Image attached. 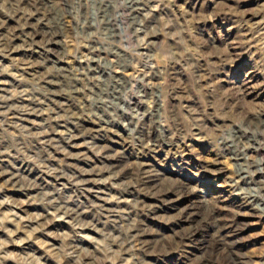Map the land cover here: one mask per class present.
Here are the masks:
<instances>
[{
    "label": "rangeland",
    "instance_id": "obj_1",
    "mask_svg": "<svg viewBox=\"0 0 264 264\" xmlns=\"http://www.w3.org/2000/svg\"><path fill=\"white\" fill-rule=\"evenodd\" d=\"M13 1L50 32L0 36V264H264V0Z\"/></svg>",
    "mask_w": 264,
    "mask_h": 264
},
{
    "label": "bare ground",
    "instance_id": "obj_2",
    "mask_svg": "<svg viewBox=\"0 0 264 264\" xmlns=\"http://www.w3.org/2000/svg\"><path fill=\"white\" fill-rule=\"evenodd\" d=\"M0 2H2L3 3V5H2V3H0V9L2 8V7H5V11H4V13L7 15V19L8 18H10V19H13V16H14V14L17 16L18 15V18L20 19V18H22V20L24 21V26H21V28H19V29H17L16 30V32H21L22 33V36H20L21 38V44H18V46H15V47H13V44H12V41H13V39H11V36L10 35H14V32H12V33H10L7 29H6V31H2L3 30V22H1L0 21V36L3 38V42H2V45H4L3 47H4V49H6V51H8V52H10L11 54H15V50L16 49H18V48H20V53H22L23 51H25L26 49H28L27 47H29V46H33V45H35V48L37 49V50H35V51H32L31 52V54H38V53H40V49L42 48L41 46H39L38 44H37V42L35 41V36H30V34L32 33V30H33V28H35V26H37L38 27V25H36V13H33V14H30V16L29 15H27V16H25V18H24V16H22V11L23 10H19L17 7H16V2H14L13 0H0ZM128 3H130V1L128 2ZM49 4V6L51 7V10H52V12L53 13H55V14H59V15H61L62 13H61V10L58 8V9H56L57 7L53 4V2L51 1V0H47L46 2H45V5H48ZM131 4V3H130ZM2 6V7H1ZM106 7L108 8V12H109V15H108V21H109V23H110V25H111V27H112V29H113V32H114V37L115 38H117V39H119L120 37H121V35H122V33H123V31L125 30V25H124V30H123V28H119V24H118V18L117 19H115V18H109V16H110V13H111V11H112V8H111V4L110 3H106ZM129 7H133V3L129 6ZM111 8V9H110ZM128 9H130V8H128ZM9 13H8V12ZM20 11V13L18 14V12ZM130 11V10H129ZM133 11H134V9H133ZM11 12H14V14H11ZM121 15V14H120ZM120 15L118 16L120 19H121V17H120ZM134 17V16H133ZM47 21H48V19H46L45 20V22L43 23V21H41V24H40V27H38L39 28V30L41 31V33L42 34H47V33H49L50 32V30H48V27H47ZM130 26V25H129ZM34 31H36V30H34ZM53 31V30H52ZM37 33V32H36ZM40 33V34H41ZM33 34V33H32ZM61 35H63V34H57L54 38H52V39H49L48 40V43H49V45H52V44H56L57 45V43L59 42V40H58V38L61 36ZM8 36H10V38L8 37ZM0 37V38H1ZM119 37V38H118ZM36 43V44H35ZM30 67V66H29ZM1 69V68H0ZM3 70H4V68H2ZM11 72L10 71H8L7 69L6 70H4V72L1 70L0 71V91H6L7 89L6 88H4V85L6 84V82H5V80H4V77H9V76H11ZM14 74V73H13ZM16 74V73H15ZM13 76V75H12ZM9 91V90H8ZM0 97H2V95H0ZM54 98H55V96H53ZM7 100V99H6ZM24 101H28V102H31L30 100H27V99H23ZM23 100H22V102H23ZM35 100V99H34ZM1 102H3V104H9V103H7V101H3V100H0ZM36 102V101H35ZM34 102V103H35ZM32 103V102H31ZM33 103V104H34ZM38 103V102H37ZM22 104V103H21ZM26 104L27 103H25V104H23L24 106H26ZM30 104V103H29ZM32 105V104H31ZM38 105V104H37ZM36 104H35V106H37ZM34 106V105H33ZM28 107V106H27ZM26 107V108H27ZM26 108H22L21 110L22 111H27L28 109H26ZM33 109V108H32ZM28 114L30 113V112H27ZM260 118H262V114H261V112L260 113H258L257 115H255L254 116V119L255 120H257V121H259V122H261V120H260ZM81 123V122H80ZM88 127H86V128H83V129H87ZM91 129V128H90ZM73 131V130H72ZM76 131V130H75ZM74 132V131H73ZM73 132H72V134H73ZM239 132V133H238ZM236 131V133H235V136H234V142H236V143H242L244 146H245V141H246V139H248L250 136H249V134L246 132V131H241V130H239V131ZM59 135H61V132H58V131H53V132H47V135H46V137H47V140L49 141V143H51V141H52V139L54 138V137H56V136H59ZM155 136V135H154ZM73 141H71V145L70 146H72V147H77V144H76V142L78 141V139H79V135H78V133H74L73 134ZM155 139V138H154ZM46 140V141H47ZM154 141H156V142H158V140H154ZM52 143H53V141H52ZM48 145V144H47ZM53 146V145H52ZM104 149H105V147H103ZM229 147H228V145H227V149H228ZM73 149V148H72ZM226 149V150H227ZM64 155H65V153H63ZM66 155H67V153H66ZM69 157H71L70 155H68ZM111 156L112 155H107V153H106V156L104 157L106 160H111ZM71 158H73V157H71ZM261 161H263V160H261ZM123 163L122 162H118L116 159H112L111 161H110V164H107L106 166H104V167H102V168H100V170L99 171H97L96 173L97 174H103V173H111V174H114L115 175V177L116 178H122V177H124V176H127V174H128V172H129V170L127 171V166L124 168V166L122 165ZM125 164H126V162H125ZM120 167V168H119ZM257 171H262V168H260V167H258L257 169H256ZM241 171L243 172V173H246L247 172V169H246V167H244V166H241ZM93 173H95V170H94V172H90V171H87V170H82V171H80V173H79V177L78 178H81L82 179V181L84 182V183H88V182H90V179L92 178V176H91V178L89 177L91 174H93ZM57 175L55 176L56 178H58V179H62L63 178V174L62 173H56ZM13 180H16V179H13ZM92 180V179H91ZM41 184V183H40ZM42 185V184H41ZM101 199V198H100ZM61 211H62V209H61ZM70 214V213H69ZM71 214H73V213H71ZM72 216V215H71ZM70 216V217H71ZM134 238V236H132V237H128V238H126L124 241H126V240H132ZM123 240V239H122ZM124 241H121L122 243L124 242Z\"/></svg>",
    "mask_w": 264,
    "mask_h": 264
}]
</instances>
